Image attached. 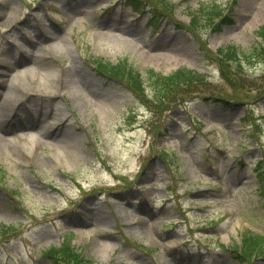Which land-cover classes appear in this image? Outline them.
<instances>
[{"label":"rangeland","instance_id":"1","mask_svg":"<svg viewBox=\"0 0 264 264\" xmlns=\"http://www.w3.org/2000/svg\"><path fill=\"white\" fill-rule=\"evenodd\" d=\"M171 1L173 19L151 33L124 0H0V224L22 223L0 237V264H50L40 252L71 235L99 264H264L230 251L245 230L264 234V63L244 61L232 84L175 29L217 3L232 23L203 40L251 49L264 0ZM92 56L210 78L159 104L100 79ZM30 113L42 131L23 128Z\"/></svg>","mask_w":264,"mask_h":264},{"label":"trees","instance_id":"2","mask_svg":"<svg viewBox=\"0 0 264 264\" xmlns=\"http://www.w3.org/2000/svg\"><path fill=\"white\" fill-rule=\"evenodd\" d=\"M128 1L135 8H142L144 2H146L149 5L151 4L153 9L160 15H172L171 7L173 4L169 0ZM223 15L224 9L219 4H200L199 8L190 13L191 25L188 29L196 32L202 31L204 27H212L213 31H219L221 30L219 19H222ZM227 19L225 17L224 21H227ZM259 34H261L260 43L250 51L236 46H227L219 49L214 55L206 50L212 60H217L225 79L230 83H237V78L240 74L239 67L242 68L245 63H248L249 66L264 63V28L260 30ZM89 61L95 66L100 75L114 79L116 83L124 85L125 88L137 96L144 97L147 94V90L154 91L156 96L160 95L158 103L165 105L169 101L175 100L173 95L181 94L182 96L187 89H193L197 85L205 83L207 79L205 75H201L185 67L169 75H163L154 70H147L146 73H143L130 65L127 59L119 60L116 64H112L99 57H92ZM244 61L246 62L244 63ZM233 64L237 66V72H231L228 68ZM15 230L16 227L14 226L5 227L4 225H0L1 236L12 233ZM234 251L237 257L242 260L250 261L254 255L264 256V236L245 232L242 237V245ZM43 256L49 258L53 264H98L94 260L82 256V253L72 244L71 238H68L61 247H52L44 251Z\"/></svg>","mask_w":264,"mask_h":264},{"label":"bare ground","instance_id":"3","mask_svg":"<svg viewBox=\"0 0 264 264\" xmlns=\"http://www.w3.org/2000/svg\"><path fill=\"white\" fill-rule=\"evenodd\" d=\"M176 47H178V46H176ZM176 51H179V50H177L176 49ZM173 52V51H172ZM180 57V58H179ZM169 61H173V62H176V61H178L179 59H181V56L180 55H178L177 53H175V52H173V53H168V55H167V57H166ZM5 64H6V62H4ZM7 65V64H6ZM8 67L9 66H11V65H7ZM4 111V110H3ZM3 111H1L0 110V113L1 112H3ZM5 117H6V112L4 111L3 112V114H2V116L0 117V129H3L4 128V126L7 124L6 123V121H5ZM10 118H11V120H8V122H10V121H12V119H13V117H12V114H11V116H10ZM32 119V120H31ZM27 120H29V122H27V123H24L22 126H23V128L24 129H26V130H32V129H34V130H37V131H39V130H43L44 128L43 127H37V124H39L40 122H41V118H39V117H34V119H33V116H31V113L30 114H28L27 115ZM36 120V121H35ZM63 122L61 121V123L59 124V125H62V127H63V124H62ZM61 130H62V128H61ZM56 133H60V129H59V127L57 128V131L54 133V134H56ZM46 135L48 136V135H51V133L50 132H46ZM92 232V231H91Z\"/></svg>","mask_w":264,"mask_h":264}]
</instances>
